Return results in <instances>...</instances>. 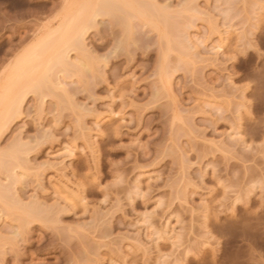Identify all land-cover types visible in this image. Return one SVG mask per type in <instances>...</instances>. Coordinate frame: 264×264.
<instances>
[{"label":"rangeland","instance_id":"obj_1","mask_svg":"<svg viewBox=\"0 0 264 264\" xmlns=\"http://www.w3.org/2000/svg\"><path fill=\"white\" fill-rule=\"evenodd\" d=\"M79 1L97 0H0L13 20L37 10L0 20V82ZM113 1L131 8L102 7L65 67L24 89L16 114L0 111V264H264L261 0ZM197 38L210 53L225 40L222 54L197 52ZM59 173L80 203L54 202ZM166 226L176 238L160 237Z\"/></svg>","mask_w":264,"mask_h":264},{"label":"bare ground","instance_id":"obj_2","mask_svg":"<svg viewBox=\"0 0 264 264\" xmlns=\"http://www.w3.org/2000/svg\"><path fill=\"white\" fill-rule=\"evenodd\" d=\"M90 1H94V0H90ZM142 1V0H141ZM140 1V5H139V7H141V5L144 3H142ZM113 2H115V1H113ZM80 1L79 2H76V5L74 4V5H72V6H74V8H72V6H71V8L70 9H72V11H74V13H72V14H70L72 11H70V13H69V11H65L66 13H64V15H63V19H61V20H64V21H62V23H64V24H62V23H59V24H62L61 26V28H60V30L59 31H52V32H50V30H49V32H50V34L47 36V38H40L41 37V35H40V37H38V43L37 42H34L35 44H36V46L32 49V48H30V46L32 47V43H31V45L29 46V48L30 49H32V50H30V49H28V53L26 54L24 51L20 54V55H22L23 53H25V55L24 56H22L21 58H19V56H17V59L18 60H16L15 59V61H16V63H14L15 65H14V67H13V69H11V67H10V69H9V73H8V75H6V76H4V78H5V80H4V78H2L1 80L3 81H1L0 82V111L2 110V112L3 111H5L4 110V108H8L7 110H8V112L10 113V114H13L14 112H16V111H18L17 109H19V107H20V105H21V103H20V101H21V99H22V97H21V95L23 96L26 92H28V90H34V89H38L39 90V88L37 87L38 85H39V83H41V81H42V79H47V78H49V74L47 75V73L48 72H50V71H53L54 70V68L55 67H62V68H64L65 67V65H63L64 64V62H63V60L65 61V58L64 57H66V59L68 58V56L66 55L67 54V52H69V51H71L72 49L74 50V47H75V49H77V47L76 46H79L80 44L78 43V42H76V41H79L80 42V40H81V42H82V39L84 38V35H83V29L84 28H86L87 26H88V23L90 24L91 23V21L92 20H95V17H96V14H97V12L99 11V10H101L102 11V7H104L103 9H104V11L106 10L107 11V9L106 8H109V7H111L112 5H114V6H112V7H117V8H119V9H121V11H122V9L123 10H125L124 8H127V7H130L131 8V5L129 6V4L127 5V4H125V2H119V1H116L114 4H112V0H97L94 4H91V3H89V1H87V2H81L80 4ZM147 5H148V3H147ZM143 6L144 7H146V9H147V6L146 5H144L143 4ZM143 6L141 7V8H139V9H137V12L135 11V13H136V15H137V13L139 12V13H142L143 11L145 12V9L143 8ZM136 6H135V10H136ZM133 10H134V8H133ZM92 11V12H91ZM104 11H102V12H104ZM102 12H101V14H102ZM128 12V11H127ZM91 13H93V14H91ZM147 13V12H146ZM67 14H70V15H68L67 16ZM91 14V15H90ZM99 14H100V11H99ZM98 14V15H99ZM97 15V16H98ZM214 15V14H213ZM65 16H66V19H65ZM93 16H95L94 18H93ZM126 16V15H125ZM215 16V15H214ZM146 17V16H145ZM210 17H212L211 16V14H210ZM209 17V18H210ZM216 18H217V16H215ZM214 17V18H215ZM212 18V20L211 21H213L212 23H215L216 21H217V19L215 18ZM211 19V18H210ZM214 20H215V22H214ZM93 23V22H92ZM217 23H218V21H217ZM58 24V25H59ZM87 24V25H86ZM58 25H56V27L58 26ZM86 25V26H85ZM218 25V24H217ZM216 25V23L214 24V26H217ZM221 26H223V25H221ZM60 27V26H59ZM92 27H93V24H92ZM169 28V27H168ZM218 28H219V26H218ZM221 28V27H220ZM223 28V30H222V34H221V30H219L218 31V29H217V27H215L214 29H215V33H216V31H218L216 34H219V35H221V37H220V39L223 37V39L224 38H230V36H233L234 35V33H236V30L234 31V29L232 30V29H230L231 28V26H227V28L225 29V27H222ZM221 28V29H222ZM51 29V28H50ZM87 29H89V27H87ZM53 30H55L54 28H53ZM86 30V29H85ZM87 31V30H86ZM48 32V31H47ZM46 32H44V34H45ZM44 34L42 33V35L44 36ZM230 34H233V35H230ZM46 35V34H45ZM219 35H217L218 37H219ZM83 36V37H82ZM82 38V39H81ZM80 39V40H79ZM197 39H199V38H197ZM219 39V40H220ZM222 39V40H223ZM84 40V39H83ZM205 40H207V39H205ZM222 40H220V41H222ZM227 40V39H226ZM191 41H195V40H192L191 39ZM204 40H201L200 41V39H199V41L198 40H196L195 42H194V44H193V42L190 44V42L188 43V44H190V45H192L193 44V47L192 48H195V50L198 52V48H199V51L200 52H203V50H205L206 48V45H205V42H207V41H204ZM225 41V40H224ZM224 41H223V43H224ZM75 42L76 43H78V44H75ZM34 43H33V46H34ZM218 43V42H217ZM222 42H220V43H218L216 46L214 45L213 47H211V51H213L214 52V54L216 55L218 52H219V54L218 55H220V54H222V53H220V52H222V51H219L220 49L221 50H224L222 47V44H223ZM74 44H75V46H74ZM81 44H83V43H81ZM203 44V45H202ZM84 45V44H83ZM205 45V46H204ZM224 45V44H223ZM73 47V48H71V50L69 49H67V48H70V47ZM80 47V46H79ZM202 47V48H201ZM86 48V47H85ZM205 48V49H204ZM212 49H215V50H212ZM25 50V49H24ZM68 50V51H67ZM195 51V52H196ZM206 51V50H205ZM199 52V53H200ZM207 52H209V56L211 55L212 56V54H213V52H211L210 53V51H209V49H208V51H206V54H207ZM70 53V52H69ZM205 53V52H204ZM198 54V53H197ZM213 54V56H215ZM217 55V56H218ZM38 56V57H37ZM45 56V58L46 59H48V60H51L52 62H50L49 64H47L46 66H48V70L47 69H45V68H43L42 69V66L43 65H45L43 62V64L42 63H40V62H36V60H37V58H42V57H44ZM210 56V57H211ZM45 58H43V61H45L46 59ZM64 58V59H63ZM36 63H38V64H36ZM42 65V66H40V64ZM54 63V64H53ZM61 63H63L62 64V66H60L61 65ZM55 64H57V65H55ZM60 64V65H59ZM66 64V63H65ZM36 65H38V66H40L41 68H40V70H42V71H40L39 69H38V67H36ZM54 65H55V67H54ZM53 66V67H52ZM50 67V68H49ZM51 68H53V70L51 69ZM66 68H67V66H66ZM38 69V70H37ZM49 69H50V71H49ZM56 69V68H55ZM39 71V72H38ZM44 71H46V72H44ZM45 73V74H44ZM45 76V77H44ZM44 77V78H43ZM48 80V79H47ZM47 80H44V81H47ZM49 81V80H48ZM167 82V81H166ZM45 82H43V84H44ZM59 83V82H58ZM168 83H169V81H168ZM168 85V84H167ZM32 86V87H31ZM35 86V87H34ZM29 87V88H28ZM34 87V88H33ZM26 88H28V90L26 89ZM170 88V87H169ZM24 89H25V91H24ZM37 90V91H38ZM23 91V92H22ZM34 91H36V90H34ZM21 93H23V94H21ZM20 97H21V99H20ZM24 98V97H23ZM19 103H20V105H19ZM3 106V107H2ZM96 106V105H95ZM110 108V107H109ZM10 110H12L11 112H10ZM14 110V111H13ZM16 110V111H15ZM98 111V110H97ZM1 112V113H2ZM19 112H20V110H19ZM109 112H111V111H109ZM0 113V114H1ZM17 113V112H16ZM16 113H14V114H16ZM97 113V112H96ZM113 113V112H112ZM111 113V114H112ZM3 114V113H2ZM7 114V113H6ZM8 115V116H11V115ZM13 114V115H14ZM98 114H100V113H98ZM93 115V114H92ZM109 116V115H108ZM1 117V116H0ZM95 117V116H94ZM3 118V117H2ZM106 118V117H105ZM94 119V118H93ZM107 119V118H106ZM238 120H239V118H238ZM237 120V121H238ZM2 121V120H1ZM120 121V120H119ZM42 122V121H41ZM93 123H94V121H93ZM96 125V124H95ZM235 125V124H234ZM233 127H236V126H233ZM78 128V127H77ZM80 128V127H79ZM78 130V129H77ZM79 132H80V130H78ZM90 131V130H89ZM232 131H233V129H232ZM235 131H237V132H239V130L236 128V129H234V133L233 134H236L235 133ZM77 132V131H76ZM99 132V131H98ZM83 133V132H82ZM85 133V132H84ZM87 134V133H86ZM85 134V135H86ZM90 134V133H89ZM95 135V134H94ZM99 135V134H98ZM98 135H97V137H98ZM89 136H91V135H88V136H86V140L87 141H89V139H90V137ZM234 135H232L231 137H233ZM91 137H93V136H91ZM95 137V136H94ZM93 137V138H94ZM83 138H84V136H83ZM85 139V138H84ZM83 139V140H84ZM91 140H92V138H91ZM221 141V140H220ZM218 143V142H217ZM220 144H223L222 142H220ZM235 144H236V142H235ZM22 145V144H21ZM21 145H18V149H17V146L14 148L15 149V151H16V149H17V151L20 149V147L19 146H21ZM65 145V144H64ZM89 146V145H88ZM218 146V145H217ZM221 146V145H220ZM219 146V147H220ZM228 146V145H227ZM14 147V146H13ZM23 147V146H22ZM21 147V148H22ZM71 145L70 146H67V147H65V151L67 152V153H71L72 152V150H71ZM91 147V146H90ZM223 147V146H222ZM222 147H220V148H222ZM84 149H85V147H83ZM82 148V149H83ZM93 148V147H92ZM219 148V149H220ZM81 148H80V150H82ZM217 149V148H216ZM13 150V149H12ZM11 149H10V151H12ZM64 150V149H63ZM75 150V149H74ZM86 150H88V151H90V149L88 148H86ZM85 150V151H86ZM224 150V149H223ZM87 151V152H88ZM8 152H9V150H8ZM14 151H12V153H11V155H10V152L9 153H7L6 151H5V154L7 153V155L9 154L10 155V157H9V155H8V158H11V156L14 154L13 153ZM218 152H220V150H218ZM4 153V152H3ZM65 152L63 151V154H64ZM66 153V154H67ZM1 154V153H0ZM4 154V155H5ZM15 154H17V153H15ZM90 154H92V150L90 151ZM50 155V154H49ZM56 155V154H55ZM54 155V156H55ZM93 156V155H92ZM5 157H7V156H5ZM15 157V156H14ZM53 157V156H52ZM55 157H57V156H55ZM69 157V156H68ZM70 157H72V156H70ZM0 158L2 159L3 158V155L1 154L0 155ZM60 158V157H59ZM66 158V157H65ZM15 159V158H14ZM12 160V159H11ZM62 160V159H61ZM59 161V162H57L58 164L56 165V166H58L59 164H60V162H62V161ZM52 161V160H51ZM53 161H54V159H53ZM52 161V163H54V168L53 169H55V162H53ZM57 161V160H56ZM3 161L2 160H0V165L3 167V163H2ZM19 167V166H18ZM62 167V166H61ZM65 166H63V168H64ZM25 168V167H24ZM57 169H55V170H53V171H57L56 173H58L59 171L58 170H60L61 168H59L58 169V167H56ZM10 169V168H9ZM13 169V168H12ZM16 169V168H15ZM28 170V169H27ZM26 170V168H25V172L27 171ZM63 170V169H62ZM39 171V170H38ZM13 172L14 171H12V174H13ZM54 172V173H55ZM61 172V171H60ZM28 174V172L26 173V175ZM37 174V173H36ZM36 174H34V177H35V175ZM60 174V173H59ZM56 175V174H55ZM61 175V174H60ZM63 175V176H62ZM61 176L62 177H58V178H56L57 179V181L56 180H54V181H56V187L53 189V195H54V197H55V201L54 202H56V200L57 201H59V203H60V201H62L63 203H66V205H72L73 203H76V202H78L79 201V203L82 201V198L80 197V196H78L79 195V193L77 192L78 190H75V188H76V185H72L71 184V181H69L68 179H66L65 178V175L64 174H62ZM16 176V175H15ZM24 176V175H23ZM28 176V175H27ZM59 176V175H58ZM25 177V176H24ZM37 177H39V175L37 174ZM187 177H189V176H187ZM65 178V179H64ZM35 179H37V178H35ZM147 179H150L149 178V176H148V178ZM17 181V180H16ZM70 182V183H69ZM50 183V182H49ZM139 181L137 182V184H136V187H139ZM1 184V183H0ZM55 184V183H54ZM3 185V184H2ZM5 186V185H4ZM11 186V185H10ZM143 186V185H142ZM1 187V186H0ZM12 188V187H11ZM11 188H10V190H9V186H8V191H10L11 192ZM2 189H5V188H2ZM1 188H0V193H1V190H2ZM6 189H7V186H6ZM77 189H78V187H77ZM14 190V189H13ZM2 191H4V190H2ZM7 191V192H8ZM78 193V194H77ZM7 194V193H6ZM52 196V195H51ZM53 198V197H52ZM185 203V202H184ZM77 204V203H76ZM76 204H74V205H76ZM86 205V204H85ZM84 205V206H85ZM101 205H103V204H101ZM104 206V205H103ZM191 206V205H190ZM20 207H22V206H20ZM206 207V206H205ZM25 209H28L27 211H30L29 210V208H25ZM24 209V211H26ZM23 210V209H22ZM206 211H204V213H205ZM203 213V214H204ZM26 214H27V212H26ZM27 215H29V214H27ZM205 216H206V214H204ZM33 216V215H32ZM203 216V215H202ZM204 216V217H205ZM31 217V216H30ZM30 217H27V219L28 218H30ZM36 217V216H35ZM33 219H35V218H33ZM145 219H149V218H144V220ZM27 222H28V220H26ZM31 221H32V219H31ZM39 221V220H38ZM168 221V220H167ZM179 221V220H178ZM181 221V220H180ZM144 222V221H143ZM147 222V221H146ZM149 222V221H148ZM167 222H165V224H166ZM176 223H177V219H176ZM179 223V222H178ZM150 226H151V222H149L148 223ZM147 224V225H148ZM21 225H23V224H21ZM26 225V224H25ZM135 225V224H134ZM141 225V224H140ZM148 225V226H149ZM175 225V224H174ZM173 225V226H174ZM153 226V225H152ZM161 226H162V224H161ZM160 226V227H161ZM133 228H134V226H133ZM154 228V227H153ZM138 229V228H137ZM140 229V228H139ZM144 229V228H143ZM135 230V229H134ZM164 231V234H160L159 236L160 237H162V235H163V238H165L164 236H167L168 237V239H170V238H176L177 236H174L176 233L174 232V227H171V228H167V226H166V228L163 230ZM175 231H177L176 230V228H175ZM150 232V231H149ZM148 232V233H149ZM156 233V231L154 232V234ZM175 233V234H174ZM153 234V235H154ZM167 234V235H166ZM146 235H147V233H146ZM150 234H148L147 236H149ZM152 236V235H151ZM151 236H149L148 237V239H150L151 240V238L153 239V237H151ZM155 236H156V234H155ZM137 237V236H136ZM159 237V240H161V239H163V238H160ZM166 237V238H167ZM132 239V238H131ZM134 239H137V238H134ZM139 239V238H138ZM137 239V240H138ZM157 239V238H156ZM179 239H181V238H179ZM154 240V242H153V244L156 242L157 243V241H159V240H156L155 241V238L153 239ZM152 240V241H153ZM164 240V239H163ZM172 240V239H171ZM182 240V239H181ZM165 241H166V239H165ZM141 241H140V239H139V241H138V243H140ZM167 242H169V244H170V247H171V243H172V241H170V240H168ZM171 242V243H170ZM129 243V242H128ZM137 243V245H135L136 246V250H138V251H140V250H142L141 252H143V249H145V247L146 246H144V245H146V244H144L143 245V243L141 244L142 246H141V248H140V244H138ZM146 243V242H145ZM168 244V243H167ZM174 244V245H173ZM176 244L173 242L172 243V246L173 247H171V248H174V249H176V248H178L180 245L179 244H177V246H175ZM179 245V246H178ZM138 246V247H137ZM151 246H152V244H151ZM148 247V248H147ZM146 247V254L145 253H143L142 254V256L144 255L145 257H147L151 252L148 250L149 249V246H147ZM133 248V247H132ZM137 248H140V250L139 249H137ZM155 249L157 248V245L155 244V247H154ZM148 250V251H147ZM175 251V250H174ZM150 252V253H149ZM140 253V252H139ZM171 253V252H170ZM174 253V252H173ZM166 255V254H165ZM169 255V254H168ZM141 256V257H142ZM160 256H162L163 257V255H160ZM159 256V259L161 258V259H164V258H162V257H160ZM145 257H144V259H145ZM165 257V256H164ZM160 261H162V260H160ZM160 261L158 262V264H160ZM163 261H165V260H163ZM169 261V260H168ZM157 262V261H156ZM166 262V261H165ZM162 263V262H161Z\"/></svg>","mask_w":264,"mask_h":264},{"label":"snow or ice","instance_id":"obj_3","mask_svg":"<svg viewBox=\"0 0 264 264\" xmlns=\"http://www.w3.org/2000/svg\"><path fill=\"white\" fill-rule=\"evenodd\" d=\"M261 8L262 10H264V0H261ZM35 9H19L16 11L15 13V20H13L12 15H6V16H0V20L4 21L5 23H9V22H19L23 16H33L36 14ZM11 51V50H9ZM33 264H37L36 261H33ZM58 264H64V261H60L58 262ZM71 264H92V262L90 261H84V260H80V261H72ZM106 264V262H105Z\"/></svg>","mask_w":264,"mask_h":264}]
</instances>
